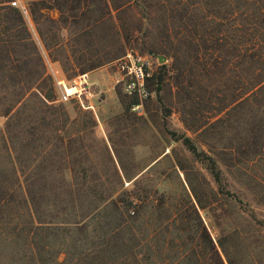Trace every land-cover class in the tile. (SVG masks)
<instances>
[{"label": "rangeland", "instance_id": "1", "mask_svg": "<svg viewBox=\"0 0 264 264\" xmlns=\"http://www.w3.org/2000/svg\"><path fill=\"white\" fill-rule=\"evenodd\" d=\"M222 4L9 0L18 14L0 9V264H75L79 246L102 238L112 201L125 207L121 237L139 240V258L176 256L158 239L186 236L199 264H264V106L238 107L232 46H202L198 58L194 49ZM127 52L164 75L148 99L124 88L117 61ZM82 72L88 105L60 102L54 76Z\"/></svg>", "mask_w": 264, "mask_h": 264}, {"label": "trees", "instance_id": "2", "mask_svg": "<svg viewBox=\"0 0 264 264\" xmlns=\"http://www.w3.org/2000/svg\"><path fill=\"white\" fill-rule=\"evenodd\" d=\"M8 1L0 0V9H4L10 15L18 14L16 8L5 5ZM222 5L225 8V14L217 15L215 20L217 28L205 29L204 33L197 31L194 49L200 54H197L196 58L201 54L207 55V50H204L205 46L215 53L232 46L231 52L234 54L237 67L238 107L244 108L251 102H255L259 107L264 106V0H223ZM1 16L6 15H0V25L4 20ZM18 18L22 23V17L19 15ZM209 23L212 24L211 21ZM9 28V26L4 27V30ZM202 46L204 48L201 49ZM161 50L168 51L164 48ZM210 52L209 55L213 57L214 54ZM163 76L159 71V74L151 78L149 85L153 91L162 83ZM185 141L194 152L197 151L189 138H185ZM209 164L216 181L222 186L221 170L212 158ZM111 206L112 209L108 214H113V216L108 223L99 225L103 231L102 238L90 241L85 249L79 246L80 253L75 264H199L198 242L191 243L192 245L186 248L187 241L184 234H181L183 236L181 241L175 243L171 242L172 239L163 236L158 239L159 242L156 245L178 249V255L161 258L152 251L151 256L139 258L137 255V247L141 244L139 240L129 244L121 237L125 223V207L117 201H112ZM86 237V234L83 235V238ZM148 247L152 249L151 245ZM207 248L209 254L215 251L209 236ZM86 249H95L98 253L88 259ZM218 258L221 261V256L218 255Z\"/></svg>", "mask_w": 264, "mask_h": 264}, {"label": "built area", "instance_id": "3", "mask_svg": "<svg viewBox=\"0 0 264 264\" xmlns=\"http://www.w3.org/2000/svg\"><path fill=\"white\" fill-rule=\"evenodd\" d=\"M16 4V1H12V5ZM117 66L128 94L142 99H148L153 95L154 91L149 81L154 75V70L148 57L137 52H127L118 59ZM53 84L60 102L74 100L82 106L88 105L93 84L87 72L78 73L70 78L55 75Z\"/></svg>", "mask_w": 264, "mask_h": 264}, {"label": "water", "instance_id": "4", "mask_svg": "<svg viewBox=\"0 0 264 264\" xmlns=\"http://www.w3.org/2000/svg\"><path fill=\"white\" fill-rule=\"evenodd\" d=\"M158 58H159L160 62H163L166 60L165 56H163V55H158Z\"/></svg>", "mask_w": 264, "mask_h": 264}]
</instances>
